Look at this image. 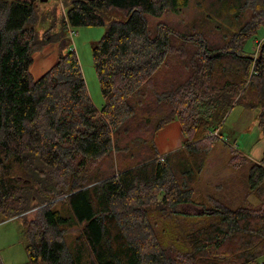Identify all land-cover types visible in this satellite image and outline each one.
Returning <instances> with one entry per match:
<instances>
[{"label": "trees", "instance_id": "1", "mask_svg": "<svg viewBox=\"0 0 264 264\" xmlns=\"http://www.w3.org/2000/svg\"><path fill=\"white\" fill-rule=\"evenodd\" d=\"M189 1L67 0L58 29L39 36L34 2L0 0V222L21 220L25 264H264V148L259 161L235 154L214 193L199 186L222 138L214 120L249 94L264 137V46L244 52L264 29V0L173 19ZM96 25L100 109L68 34ZM47 44L57 59L33 79V47ZM175 120L184 141L162 153L156 135ZM159 217L177 236L159 238Z\"/></svg>", "mask_w": 264, "mask_h": 264}, {"label": "rangeland", "instance_id": "2", "mask_svg": "<svg viewBox=\"0 0 264 264\" xmlns=\"http://www.w3.org/2000/svg\"><path fill=\"white\" fill-rule=\"evenodd\" d=\"M34 2L36 5L37 15L39 20L36 23V29L39 36L49 29L54 23L56 30L59 27V21L65 11V3L67 0H22ZM222 0H190L187 7L183 8L176 14H171L175 20L190 21L195 18H200L204 15V11L208 12L212 7L218 8ZM227 5L228 1L226 0ZM211 11V10H210ZM249 14L245 15L248 18ZM105 26H77L69 28V36L72 47L78 57L80 67L83 73V78L91 98L92 103L96 108L100 109L104 100L101 94L98 77L95 71L92 60V47L97 43L105 32ZM253 35L249 37L244 46L245 53H253L255 56L259 53L260 48H257L256 41L264 39V29H255ZM58 56V45L47 44L40 48L33 47L32 64L29 71L33 79L39 78L52 64ZM256 98L253 94H249L236 104L225 116L223 121L215 119L212 126L216 127L219 134L222 135L221 140L217 141L212 148L205 167L199 176V186L203 195L207 196L214 193L215 185L218 186L221 180L229 177L231 166L229 161L237 153H242L248 161H259L262 150L264 148V137L257 126V111L246 109L243 102H255ZM217 120V121H216ZM184 136L181 132L179 122L177 120L166 124L159 130L156 135V144L158 150L176 149L182 145ZM237 148V149H236ZM22 179V178H21ZM215 183V184H214ZM241 183V182H240ZM234 187L238 197H242L239 191V184ZM214 184V185H213ZM231 188H225L222 192L227 194ZM246 194V190H242ZM249 199L254 203H258L256 193L250 194ZM186 213H197L198 209L186 206L182 209ZM178 211H181L178 209ZM34 212L31 211L26 216L32 218ZM1 220V218H0ZM156 231H159V238L168 241L179 232L177 228L174 231V223L168 218H157ZM174 231L173 233L164 232L165 228ZM80 227L75 226L68 229L66 233L67 240L71 243L78 233ZM0 258L3 264H25L27 261V252L25 241L22 235L21 220L13 218L7 221L0 222ZM264 263V256L258 260Z\"/></svg>", "mask_w": 264, "mask_h": 264}, {"label": "built area", "instance_id": "3", "mask_svg": "<svg viewBox=\"0 0 264 264\" xmlns=\"http://www.w3.org/2000/svg\"><path fill=\"white\" fill-rule=\"evenodd\" d=\"M255 43H256L257 48H260L264 44V39L257 40Z\"/></svg>", "mask_w": 264, "mask_h": 264}, {"label": "crops", "instance_id": "4", "mask_svg": "<svg viewBox=\"0 0 264 264\" xmlns=\"http://www.w3.org/2000/svg\"><path fill=\"white\" fill-rule=\"evenodd\" d=\"M171 150H173V149H170V150H164V151H161V152L164 153V152H168V151H171Z\"/></svg>", "mask_w": 264, "mask_h": 264}, {"label": "water", "instance_id": "5", "mask_svg": "<svg viewBox=\"0 0 264 264\" xmlns=\"http://www.w3.org/2000/svg\"><path fill=\"white\" fill-rule=\"evenodd\" d=\"M263 46H264V44H263Z\"/></svg>", "mask_w": 264, "mask_h": 264}]
</instances>
